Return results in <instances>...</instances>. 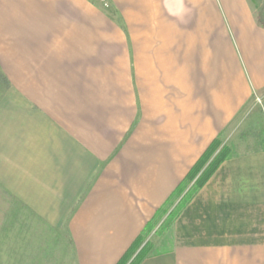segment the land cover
<instances>
[{"label": "crops", "instance_id": "0c3cea01", "mask_svg": "<svg viewBox=\"0 0 264 264\" xmlns=\"http://www.w3.org/2000/svg\"><path fill=\"white\" fill-rule=\"evenodd\" d=\"M101 1L0 0V246L10 237L13 264L42 262L34 240L19 258L23 221L63 233L59 264L67 243L72 264H117L208 146L258 99L264 117L251 0ZM140 264H264V143L229 154L167 251Z\"/></svg>", "mask_w": 264, "mask_h": 264}, {"label": "rangeland", "instance_id": "374dc122", "mask_svg": "<svg viewBox=\"0 0 264 264\" xmlns=\"http://www.w3.org/2000/svg\"><path fill=\"white\" fill-rule=\"evenodd\" d=\"M101 1V0H99ZM252 4L255 6L257 16L259 18V21L264 24V0H251ZM102 3V1H101ZM103 3H106L104 0ZM259 102L257 104H253L249 110H247L248 114L245 119V123L239 127L236 132H233L230 136L227 137L226 140L219 141L220 147L218 149H221L222 147H225L226 150H228L229 154H238L241 152H246L249 150H253L255 148L260 147L264 141V117L262 112V101L258 99ZM261 144V145H260ZM179 199L174 203V205L168 209L167 213L162 216L158 222L152 223V232L146 236L144 243L140 246V250L142 247L148 243L151 246L152 251H159L163 249L169 248V242H170V232H169V226H167L165 229L161 230V225L166 220L169 212L173 210V208L178 203ZM21 222V219H20ZM23 224L19 223L18 225L20 228L23 226L22 229H19V236H18V255L19 258L22 257V255L28 254L31 249V241L34 240V253L36 255H39L43 262L44 256H51L52 260L47 262L44 261L43 263L41 261L36 263H30V264H59L58 261H56V258L58 257V253L61 254V259L63 255L62 248L63 246L59 247L57 244L59 241L62 243L63 241V233L61 232L60 238L54 234H52V231L45 230L43 228H38V226H35V230L30 229L29 226H32L33 223L28 224V228H25L27 226V222L23 221ZM161 227V228H160ZM54 233V232H53ZM21 234L24 235L21 237ZM28 235V237L26 236ZM34 237V238H32ZM29 238V239H27ZM29 240V241H28ZM10 237L7 239L6 242H4L6 245L0 246V264H13L10 262L9 258L11 255V248H10ZM29 242V245H27ZM29 248V250H27ZM61 248V250H60ZM138 249V250H139ZM29 251V252H28ZM61 251V252H60ZM14 252V251H13ZM66 256H67V262L66 264H72V260L70 259V247L67 243L66 248ZM4 255V257H3ZM64 256V255H63ZM55 257V258H54ZM8 259L2 261L1 259ZM55 260V261H54ZM14 264H27V262H21L20 260L17 263ZM62 264V261H61Z\"/></svg>", "mask_w": 264, "mask_h": 264}, {"label": "trees", "instance_id": "16d2710c", "mask_svg": "<svg viewBox=\"0 0 264 264\" xmlns=\"http://www.w3.org/2000/svg\"><path fill=\"white\" fill-rule=\"evenodd\" d=\"M219 147L220 143L217 139L208 146V148L204 151L195 165L186 174L185 178L180 182L178 187L164 203L162 208H160L155 213L152 220L148 224H146L140 236L124 253L117 264H140L144 259L148 257L156 256L167 251L168 248L159 251H152L150 244L146 243L136 254L140 246L144 243L146 236L152 232V223H155L156 221L158 222V220L167 213L168 209L171 208L179 199L176 206L171 212H169L166 220L161 225L162 228L160 227L161 230H163L167 226H169V232L170 234L172 233V227L177 217L192 201V199L202 189V187L207 183V181L217 170L218 166L229 156V152L225 147L218 149ZM134 255L135 257L131 260Z\"/></svg>", "mask_w": 264, "mask_h": 264}, {"label": "water", "instance_id": "95a60500", "mask_svg": "<svg viewBox=\"0 0 264 264\" xmlns=\"http://www.w3.org/2000/svg\"><path fill=\"white\" fill-rule=\"evenodd\" d=\"M139 251H140V249L136 252V254H137ZM136 254H135V255H136ZM135 255L132 257V259L135 257ZM132 259H131V260H132ZM131 260H130V261H131ZM129 263H130V262H129Z\"/></svg>", "mask_w": 264, "mask_h": 264}]
</instances>
